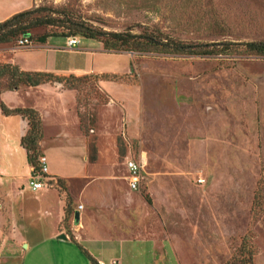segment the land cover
Masks as SVG:
<instances>
[{
  "label": "rangeland",
  "instance_id": "obj_1",
  "mask_svg": "<svg viewBox=\"0 0 264 264\" xmlns=\"http://www.w3.org/2000/svg\"><path fill=\"white\" fill-rule=\"evenodd\" d=\"M29 4L27 9L72 10L106 31L162 32L200 50L264 41V0ZM77 38L74 50L63 37L26 48L0 46L2 62L29 71L118 77L74 90L76 104L72 92L45 97L57 110L45 111L48 176L87 175L50 181L44 190L50 193L44 198L51 200L48 209L29 199L27 236L44 238V228L58 216L59 198L69 197L72 205L84 206L75 226L81 235L153 237L171 245L182 264H264V57L111 52L99 41ZM143 157L140 185L133 190L127 161ZM49 211H56L51 220ZM10 221L7 214L2 224ZM63 225L73 227L74 214ZM82 244L89 249L94 243ZM16 262L22 264L20 256Z\"/></svg>",
  "mask_w": 264,
  "mask_h": 264
},
{
  "label": "crops",
  "instance_id": "obj_2",
  "mask_svg": "<svg viewBox=\"0 0 264 264\" xmlns=\"http://www.w3.org/2000/svg\"><path fill=\"white\" fill-rule=\"evenodd\" d=\"M29 3H31V0H0V22L18 12L27 10ZM7 48L5 47L2 50ZM20 67L23 70H28L25 67ZM80 73L79 75L90 74L86 71ZM53 92L57 97H63L66 92H72L75 97L73 103L76 104L77 102L75 91L64 89L60 84H44L37 87H21L15 91H5L1 94V99L10 109L27 107L36 109L42 118L44 139L45 111H51L50 113L57 111L49 108L50 105L45 98L48 95H53ZM28 130L27 119L21 115H5L0 109V264H17L16 260L19 256L22 264H92L90 258L83 255L78 245L86 250L96 262L101 261L105 264H182L171 245L161 243L153 237H117L112 236L113 234L110 232L103 231L91 233L88 236L81 235L77 228L81 222L84 206L79 205L76 207L72 205L69 197H67V200L59 198L57 204L58 216L50 224L49 229L44 228V238L37 239L35 236H27L23 224L24 215L27 209L32 206L28 202L30 200L34 201L37 207L45 209H48L49 202H51L49 198L44 200L46 195H50V193L44 191L45 189L35 192L31 190L29 183L27 188L24 184L25 180L27 179L29 182L33 175V168L27 160V151L21 143ZM78 144L81 150H86L87 145L84 142ZM47 147H49V143H46L45 139L42 140L40 142L42 153L46 152ZM83 157L86 161V155H83ZM86 175V172L73 174V176H62L53 173L48 176V185L52 180L57 184L59 180L82 178ZM19 196H23V200ZM69 208L73 209L74 215L76 211H79L80 218L78 222L74 219L73 227L66 228L63 222L65 221L66 210ZM7 214H10L11 221L10 226L6 225L5 227L2 223L4 216ZM53 215L56 216V211L52 213L49 211L48 217L50 220ZM5 232L8 236L3 240L1 234ZM62 235H65L66 239H63ZM71 237H74L76 242ZM86 240L94 243L90 244L89 249L82 244ZM104 256L108 258V262H106Z\"/></svg>",
  "mask_w": 264,
  "mask_h": 264
},
{
  "label": "trees",
  "instance_id": "obj_3",
  "mask_svg": "<svg viewBox=\"0 0 264 264\" xmlns=\"http://www.w3.org/2000/svg\"><path fill=\"white\" fill-rule=\"evenodd\" d=\"M44 32L36 33L39 29ZM92 39L103 44L106 51L135 52L139 54L160 53L165 55L211 56L226 54L249 55L264 57V41H253L242 44H225L209 46L210 50H200L199 46L186 44L173 39L162 32L145 29L140 34L132 31H106L95 26L92 22L76 16L74 12L65 9L42 5L18 12L0 22V46L18 43L28 39L33 44H45L51 37H78ZM224 45V44H223ZM220 46V47H219ZM90 80L118 81L114 74L102 73L95 75H58L50 71L23 70L18 64L0 60V109L5 115H21L27 119L29 130L22 138V146L27 151L28 163L32 166L33 174L40 172L39 158L42 155L40 142L43 139V122L40 113L34 108L10 109L1 99L5 91L19 90L21 87H37L44 84H60L64 89L80 91ZM94 159V158H93ZM62 180H59V183ZM73 214V209L66 210L65 222ZM75 241L74 237H71ZM76 242V241H75ZM90 258L92 264H98L86 250L78 245ZM250 263V262H249Z\"/></svg>",
  "mask_w": 264,
  "mask_h": 264
},
{
  "label": "built area",
  "instance_id": "obj_4",
  "mask_svg": "<svg viewBox=\"0 0 264 264\" xmlns=\"http://www.w3.org/2000/svg\"><path fill=\"white\" fill-rule=\"evenodd\" d=\"M79 44H80V39H78L77 37H71V38H68L66 47L68 49L74 50L78 47ZM30 46H31V43L29 42L28 39H22L19 41L20 48L22 47L26 48ZM46 161H47L46 157L44 155H41L39 158V163L41 167L40 172L33 174L29 181V185L32 191L36 192V191L48 188V178L49 177L47 174L48 168L46 166ZM145 162L146 160L144 157L141 159V161H135V160L127 161V168L130 172L129 182L133 190H137L139 188L140 173H141V170L144 168ZM80 208H82V206H80ZM98 264H105V263L100 261L98 262Z\"/></svg>",
  "mask_w": 264,
  "mask_h": 264
},
{
  "label": "water",
  "instance_id": "obj_5",
  "mask_svg": "<svg viewBox=\"0 0 264 264\" xmlns=\"http://www.w3.org/2000/svg\"><path fill=\"white\" fill-rule=\"evenodd\" d=\"M79 218H80V212L79 211H76L75 212V215H74L75 221L78 222L79 221ZM62 238L63 239H66V236L65 235H62Z\"/></svg>",
  "mask_w": 264,
  "mask_h": 264
}]
</instances>
